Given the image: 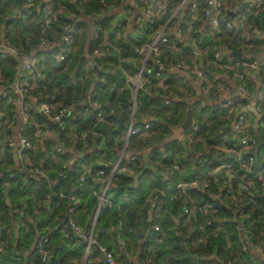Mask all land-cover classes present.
Masks as SVG:
<instances>
[{
    "label": "trees",
    "instance_id": "obj_1",
    "mask_svg": "<svg viewBox=\"0 0 264 264\" xmlns=\"http://www.w3.org/2000/svg\"><path fill=\"white\" fill-rule=\"evenodd\" d=\"M57 1L65 3L66 8L57 14V19L50 27L42 28L39 11L36 10L28 17L26 23L21 25L7 16L11 13L13 5H21L22 0H0V40L7 38L18 49L15 55L0 53V78L3 81L10 80L19 68L24 53L42 55L44 62L39 70L44 74V78L38 75L37 85L29 94L35 99V105L47 100L70 107L69 114L65 117V128L60 130L56 127V135L70 146L72 151H57L56 140L53 138H47L42 143V137L37 139L38 137L29 134L34 145L31 160L37 165L39 155L45 152V159L40 163V167L50 178H54L62 169V163L73 159L67 164V180L60 178L55 184L42 182L35 173H31L21 162H17L14 157V145L10 142L11 127L4 128L5 136H0V264H17L19 261L22 264H69L74 259L79 264L85 242L64 223L69 201L66 197H59L57 193L75 194L78 197L80 205L74 219L83 224L85 229H89L98 201L96 193L102 185L101 177H105L109 171L108 167L103 168L99 162L110 160L119 151L123 127L115 129V126L118 121L123 125L126 123L130 110V89L120 88L121 68L116 62L120 59L121 65L127 69L138 64L141 56L134 55L133 48L149 41L152 34L149 27H146L136 39H128V44L123 42L121 36L112 41L107 54L94 55L93 50L99 40H93V44L92 38L88 37L90 22L87 17L93 13H101L99 23L108 21V15L100 12L102 4L99 0ZM197 7L198 5L196 9ZM69 11L77 15L82 12L86 16L73 21ZM259 17L260 14L257 13H246L245 25L260 24ZM160 19L163 20V17L155 22L154 29ZM70 22L78 29L71 42L73 50L67 61L56 63L49 49H36L42 36L51 42L50 34L56 33L59 37L63 25ZM198 22L200 23V20ZM197 35L204 39L201 42L204 50L196 54L189 52L182 59L202 64L210 62L207 78L213 84L222 83L233 90L237 82L235 68L224 65L228 63L231 51L242 48L252 51L243 40L242 32L221 28L210 36H201L200 32H195V36ZM219 50L222 54L215 58L214 52ZM183 54L181 52V55ZM86 55H93V62H90ZM181 55L171 44H166L160 49L161 60L166 65ZM152 56L150 53L145 64L152 60ZM252 58L234 56L230 58L229 63L237 62L236 68H240L242 60ZM93 63L99 71L107 72L104 81H99ZM221 64L223 66L219 68ZM245 74L247 78L239 80L245 88L252 91L264 88V62L253 75L250 72ZM142 75L146 83L136 93L133 116L136 124L146 120L150 126L127 141L126 148L131 150L135 157L127 158V151L122 155L120 163L124 165V169L113 173V185L108 190L120 193L127 191L129 200L117 205L111 199L113 204L110 207L99 208L94 226L97 242L113 250L120 264H133V260L129 259V256L131 258L133 255H137L139 264H225L227 260L232 263L250 264V251L240 248L238 224L243 225L253 238L256 237L264 220V198H250L246 191L237 190L235 193L242 205L244 203L241 207L245 214L243 219H239L232 211L233 206L229 203L231 198L227 197L228 193L223 194L218 184V175L207 178L204 186H201L203 180L197 176L201 169L202 157L223 159V154L222 157L216 155L213 147L217 145L216 137L219 133L226 131L225 126L228 125L231 115L219 107L218 90L214 86L211 87L213 93L205 95L210 102L204 103L197 110L191 105V116L196 128L190 131L195 146L186 152L177 139L169 138L172 127L180 122L187 107V101L182 99L183 91L174 90L175 86L169 80H162V85L159 84L158 78L147 69L143 70ZM231 79L232 84H229ZM173 94H177L180 100L172 104L164 103V99ZM91 99H98L106 104L99 119L92 117L95 111L89 104ZM247 101V97L236 96L234 104L244 105ZM12 103L2 105L0 109L6 108L9 111L15 106ZM259 103L260 113L255 127L251 130L264 136V97H261ZM31 113L38 122L43 121L38 111L32 110ZM9 114L11 116V112ZM151 117L160 120H150ZM83 130L90 132L84 140H80L77 136ZM150 146L154 147L148 149ZM260 146L264 147V144ZM101 152L103 153L100 154ZM162 152L166 153L164 158L161 157ZM228 158L229 156L226 157ZM172 161L179 164V169L172 176L165 178L162 169ZM82 163L91 166V174L87 181L80 185L79 176L84 172ZM100 168H103L104 173L94 178ZM197 177L200 181L198 185L175 186L178 181H189ZM231 186L234 190L233 182ZM153 188L158 190L151 193V198L149 191ZM210 191L220 193L219 197H209ZM208 201L213 202L215 210L205 209ZM184 208L190 209L188 215L183 211ZM20 209L22 213L19 212ZM153 223L158 225L157 229L152 227ZM55 224H59L57 229L53 228ZM101 228L103 232L100 231ZM65 231H68V236H65ZM45 235L49 239V256L43 261L37 246ZM118 240L125 244L128 255L124 252L119 254L116 249Z\"/></svg>",
    "mask_w": 264,
    "mask_h": 264
},
{
    "label": "built area",
    "instance_id": "obj_2",
    "mask_svg": "<svg viewBox=\"0 0 264 264\" xmlns=\"http://www.w3.org/2000/svg\"><path fill=\"white\" fill-rule=\"evenodd\" d=\"M87 1V0H81ZM102 4L103 8L100 12H110L119 4H124L121 12L113 15L108 18L104 24L99 20H101V13H93L90 16L94 18L89 21V32L90 39L92 41L99 40V43L95 46L93 53L94 55L99 54H107L108 47L111 46L112 41L114 39H118L123 36L125 39H136L137 35H139L142 31L149 27L151 37L149 41L142 43L133 48L134 55H140L139 63L134 65V67L126 68L123 67L120 63V59L117 60L116 65L121 68V85L120 88L128 87L130 89V110L128 114V119L124 124L122 129V144L117 152L110 160L100 161L99 164L103 166V168L108 167L109 171L105 175V177H101L102 185L99 189V192L96 193L98 198L92 221L90 223L89 229H85V227L78 223L74 219V214L76 213L77 208L80 205V201L75 194H64L62 192H58L59 197H66L68 199L67 205V226L70 227V230L73 231L77 236L85 242V250L82 255V263L80 264H120L115 258V252L113 250L107 248L106 245L99 244L97 242L96 235L94 233L95 222L99 213V208L102 207H110L113 204V201L107 196L108 188L113 185L112 177L113 173L116 170L124 169V165H121L120 160L122 155L127 151L126 157L131 159L134 158L135 155L131 153V150L128 151L127 141L131 136H135L139 134L142 129L148 128L150 126L149 122L144 120L141 124H136L133 116V108L135 104L136 93L140 87V84L146 83V79L143 77L142 72L145 67V61L150 53L153 54L152 62L155 65V69L153 71L154 75L158 78V83L161 84L163 77L162 71L167 67L165 63L161 60L160 57V49L162 46L166 44H171V46L175 47L176 51L177 46L176 42L181 40L184 34V31L180 30L178 26L174 27V35L172 38L169 36V23L172 15L180 8H184L189 6L191 9L195 7V0H179L172 9V13L170 15H166L165 19L161 20L157 27L154 29L153 25L155 22L163 17L166 12V6L170 2V0H165L160 2L159 0H113L111 2H106L105 0H99ZM115 2V3H114ZM135 3V5H133ZM264 4V0H250L245 3L241 8H238L234 12V17H230L229 14L224 13L222 8L221 0H204L203 5V15L206 18L208 28L211 34L218 32L221 28H227L231 31L240 32L245 27L246 22V13L254 12L259 9ZM131 6L133 7L131 9ZM66 8L65 3H60L57 0H22L21 5H13L11 8V13L7 16L17 23L23 25L26 23L28 17L32 16L33 13L37 10L39 11V21L40 26L42 28L50 27V25L57 19V14L63 11ZM68 14L71 16L73 21H76L81 18H85V14L81 12V14L77 15L76 13L69 11ZM89 16V17H90ZM194 18V14L191 13L189 16V21L192 23ZM215 21V22H214ZM77 29L74 23H67L62 27V33L58 37L56 33L50 34L51 42L48 41V38L41 37L39 41V45L37 46V50L41 48H46L51 51L53 54V59L56 63H61L62 61H67V57L70 52L73 50L71 47V42L76 35ZM82 30V29H81ZM195 31V30H194ZM93 41V44H94ZM0 43L4 44V47H0L1 55L5 53H12L8 51V46L11 45L16 48V46L7 38L1 39ZM175 44V45H174ZM56 47L55 51H52V48ZM17 49V48H16ZM18 51V49H17ZM226 53V51H224ZM222 52L215 51V58H219ZM59 57V59H58ZM28 62L25 63V56H22V62L17 69V71L12 75L10 80L4 81L0 78V107L2 105H7L10 102H14V108H10L9 112L13 114L16 106L18 107L19 113L23 120V126L19 128L17 133L18 144L13 148L14 157L17 161L21 162L23 166L28 168L31 173H35L39 180L42 182H48L55 184L60 178H63L67 173L66 168L69 162L62 163V169H60L54 178H50L48 174L44 171L42 167H40V163L44 161L45 154L41 153L39 155L38 164H33L31 160V151L33 149V141L31 136L25 131H30V134L34 137H40L46 133L44 128H41L36 119L30 114L26 108V98L25 96L29 94V91L36 87L37 85V77L41 75V78H44V74L40 73V66L42 62H44V57L42 55H38L35 53H31L27 57ZM264 62V56L262 58H252L250 60H242L240 62L241 67L236 68L237 62L230 63L226 67L235 68L234 75L236 76V84L233 88H228L226 85L222 83H214L207 78V67L210 65V62L198 63L197 61L186 62L182 59V57H176L175 60L171 63L172 67L181 69L188 74L192 75L195 78L198 87L204 93V95L212 94L213 92L210 90L211 87L214 86L218 90V100L219 107L226 111L227 114L231 115V119L228 123L226 131H222L216 137V146H215V154L223 153V159H219L215 157L213 159H209L207 157H202L200 159L201 169L197 176L201 178L202 184L204 186L206 184V179L211 176L218 175L219 186L223 190V194L227 197H230L229 203L232 204V211L238 215L239 219L244 218L245 214H243L242 203L239 201V197L237 190L246 191V195L250 198H255L256 196H261L264 198V147L258 146L256 144L255 139L253 138V127H255L256 120L259 116V107L261 101V97H264V88H258L252 91V96L254 99L253 110L249 112L248 105H238L235 106L234 100L235 97H247L249 98L250 90L245 88L242 83L239 81L240 79H246L247 76L245 74L248 72L254 73L260 64ZM215 63V61H212ZM94 64V63H93ZM127 73V75H125ZM99 81H104L107 77V72L100 71L99 72ZM131 79L136 80V84H132ZM162 85V84H161ZM180 97L177 94H173L164 99V103L172 104L173 102L179 101ZM91 108L95 111L96 119L102 117L103 111L106 107L105 102L98 99H91L89 102ZM95 104H99V107H94ZM38 111L44 113L47 117H49L55 124L56 127L60 130L65 128V117L67 112L69 111L68 105H61L57 102L52 101H41L36 104ZM204 103H201L203 106ZM47 108V111L44 108ZM67 109V111H65ZM252 114L256 117L253 120ZM59 116L57 120L56 117ZM14 118L12 115H8V110L0 109V136L4 138L5 132L4 128L9 127L11 123V119ZM195 129L196 125H192ZM89 130H83L77 136L80 140H84ZM94 132V131H92ZM96 133V132H95ZM261 136V135H260ZM264 138V136H261ZM13 140L11 139V144L13 145ZM229 143V144H228ZM100 148V147H98ZM56 150L59 151L61 148L56 146ZM100 151V149H99ZM101 152L100 154H102ZM166 153L162 152L161 157H165ZM229 156L228 159L226 157ZM235 166V167H234ZM103 168L99 169V173L94 176V178L100 177L104 173ZM84 172L79 176V184L82 185L87 181V177L91 174V166L88 164H84L82 166ZM179 169V164L176 161H172L169 165H167L164 169H162L163 177L167 178L173 175V173ZM231 182L235 184V189L232 190ZM200 181L197 178L189 179V181H178L176 182V187H184V186H195L198 185ZM154 190H158L153 188L149 196L152 198L153 194H151ZM209 197L216 198L219 197L218 192L210 191ZM121 200L128 201L129 194L127 191H123L121 193ZM147 198V197H146ZM254 201V200H251ZM59 201H56L58 203ZM242 206V207H241ZM118 207V206H117ZM205 209L207 211L215 210L213 202L208 201L205 204ZM183 211L186 215L190 213V209L184 208ZM22 213V210H19ZM118 225V223H117ZM240 231V248L241 250H249L251 253L250 264H264V220L262 225L259 228L258 235L256 237H252L245 230L243 225L238 224ZM152 227L154 229L158 228L156 223H153ZM57 229L56 225L53 227ZM103 232V229H100ZM68 231H65V236H68ZM48 237L45 235L42 239L39 240L37 250L43 261L47 260L49 256L48 246ZM97 245V250L99 251L101 258L96 260L92 258L91 251L93 249V245ZM125 244L118 240L116 243V249L121 255V253L129 252L125 250ZM129 259L131 260L130 256ZM17 264H22L17 262ZM225 264H239L232 263L229 260L225 261Z\"/></svg>",
    "mask_w": 264,
    "mask_h": 264
},
{
    "label": "crops",
    "instance_id": "obj_3",
    "mask_svg": "<svg viewBox=\"0 0 264 264\" xmlns=\"http://www.w3.org/2000/svg\"><path fill=\"white\" fill-rule=\"evenodd\" d=\"M159 1L163 2L165 0H159ZM178 1L179 0H170V2L166 6V12H165V15L163 16V19H165L166 15L168 16L172 13V9ZM221 1H222V8H223L224 13H227L228 11H230L232 13V15H230L231 13L230 14L227 13V14H229L230 17H234V12L238 8H241L243 5H245V3L249 2L250 0H221ZM195 2H196V5L192 9L189 6L178 9L172 15V17L170 19V23H169V25H170L169 36L170 37L175 36L174 35V33H175L174 27H176V26H178L180 28V30L184 31V34L182 35L183 38L176 42L177 50H179L178 52L180 53V55H181V52L184 53L183 55L179 56L182 58L184 56H187V54H189V52L196 54L197 52L204 50L203 47H201L202 46L201 42H203L204 39H201V37L199 38L198 35L195 36V32H197V33L200 32L201 36L212 35L209 28H208L206 18L202 17L201 8L199 6L201 0H195ZM133 5H135V3H133ZM197 5H198V7H197L198 9H196ZM123 7H124V4H119L115 8H113V10H111L110 12H106V14L110 18V16L112 17L113 15H116L117 13L121 12V9H123ZM135 7H136V5H135ZM132 8L133 7L131 6V9ZM191 13L194 14V18L192 20V23H190V21H189V16L191 15ZM253 13H257L258 15L260 14V17H259L260 18V24L257 23V25H253V26L247 25L245 27L246 30L244 31V33L242 32L243 30L240 31V33L242 32V34H243L242 35L243 40L248 43L247 46H250L252 51H247L244 48H242V50H237V51H241V53H242L241 56L262 58V56H264V4L259 9L254 11ZM198 20H200V23L198 22ZM248 22H250V21L248 20ZM88 37H90L89 30H88ZM121 38H122L123 42L128 44V39H125L123 37H121ZM86 56H88V55H86ZM234 56L235 55H233L231 53V56L229 57V59H227L228 63L225 64L224 66L229 65L230 64L229 63L230 58H232ZM87 58L90 62H93V59H94L93 55L92 56L89 55ZM171 65L172 64H168L167 67L161 72L162 77L164 80H166V81L169 80V82L171 84H174V86H175L174 90L178 89V90L183 91L184 96L182 99H185V101H187V105L190 104V106L192 105V108L194 110H197L199 107H201V103L210 102V100L207 99V96H205L204 93L201 91V89L198 87V84L196 83L195 78L192 75L188 74L187 72H185L181 69L174 68ZM222 66H223V64H221L219 66V68H222ZM152 67H153V62L150 59L149 62L145 64L144 69H147L149 73H153V71H151ZM250 74L253 75L252 72H250ZM229 84H232V79L229 80ZM249 95H251V96L248 98V101L246 104L248 105V108H251L254 105L252 90H250ZM25 98H26V102H27L26 108H27L28 112L30 114H32L31 113L32 110L38 111L37 105H35V103H34L35 99L33 97H31V94H27L25 96ZM12 104L15 105L14 102ZM246 104H244V105H246ZM12 107H14V106H12ZM30 109H31V111H30ZM185 110L186 109H184V113L182 115V118L184 117ZM252 110H253V107L251 109H249V112H251ZM38 113L40 114V111H38ZM8 115H10L9 111H8ZM11 115L14 117L11 119V123H10L11 131H12V140H13L12 142H13L14 147H16L18 144L17 133L19 131V128L23 126V120H22V117L19 113L17 106H16V109H14L13 114L11 113ZM40 116L42 117L43 121H41V122H38L37 120L36 121L39 123L41 128L45 129L46 133L44 135L40 136L42 138H40V137H38V138L36 137V138L37 139L40 138V141L42 143H44L45 140H47V138H53L54 140H56V137H57V135H56V124L49 117L45 118L41 114H40ZM252 117L254 120V118L256 116L254 114H252ZM182 118H181V120H182ZM191 119H192V116H191ZM192 121H193V119H192ZM192 125H195V123L193 122ZM192 125H188L180 134V140H183L184 143L187 145L188 151H190L192 149L191 147L193 145L195 146V143H193L194 140L191 139L192 133L190 130L194 129L192 127ZM23 132H27L28 134H30V131H25L24 129H23ZM180 140H178V141L180 142ZM61 142L63 143L64 147L59 146L56 142L55 148H56V146H59L61 148V150L65 149L67 151L68 150L72 151V148L70 146H67L62 140H61ZM151 147L153 148L154 146H150L148 149H150ZM204 147H205V145H204ZM213 148L215 149V147H213ZM188 151H186V152H188ZM43 153L46 155L45 152H43ZM196 153L197 152H195L194 155H196ZM222 154L223 153L220 152L217 155L222 157ZM72 160L73 159L71 158L69 163H71ZM17 162L19 163V161H17ZM84 164L85 163H82V166ZM150 191H149V193H150ZM107 196L110 197V199H112L117 205L118 204L122 205L124 202L123 200H121V197H120L121 193L118 191L109 189ZM66 222H64V223H66ZM56 225L59 227V224H55L53 227H55ZM84 250H85V246H84ZM83 253H84V251L82 252L81 257H80L81 263H82ZM91 256H92V258H94L96 260H99L101 258V255H100L99 251L97 250L96 244L93 245V249L91 251ZM131 259L133 260V264H139L137 261V255H133L131 257ZM80 262H79V264H80ZM69 264H77L76 259H74Z\"/></svg>",
    "mask_w": 264,
    "mask_h": 264
},
{
    "label": "water",
    "instance_id": "obj_4",
    "mask_svg": "<svg viewBox=\"0 0 264 264\" xmlns=\"http://www.w3.org/2000/svg\"><path fill=\"white\" fill-rule=\"evenodd\" d=\"M203 1H204V0H201L200 5H199L200 8H201L202 17H204V15H203V4H204V2H203ZM227 13L230 14L231 12L228 11ZM230 15H232V13H231ZM93 18H94L93 16L87 17V19H88L89 21H91ZM55 49H56V47H53V48H52V51H55ZM231 53H232L233 55H235V56H241V55H242L241 51H232ZM93 67L96 69V75L98 76V75H99V72H100V71H99V68H98L95 64H93ZM154 69H155V65H153L151 71H154ZM40 114L43 115V117L47 118V116H46L44 113H42L41 111H40ZM67 114H69V112H67ZM150 120H160V119H156L155 117H151ZM137 121H139V118H137ZM192 124H193V121H192V119H191V106H190V104H188V105H187V108H186V110H185L184 117L182 118V120L180 121V123H179L178 125L172 127L169 138H170V139H177V140H180V134H181V132H182V131H183L188 125H192ZM122 127H124V125L121 123V121H118L117 125L115 126V129H119V128H122ZM253 138L255 139L256 144H257L258 146L264 144V138H262L258 133H253ZM56 142H57V144H58L59 146L64 147L63 143L61 142V140H60L58 137H56ZM180 143H181V144L183 145V147L185 148V151H188L187 145L184 143V141H183V140H180ZM68 151H70V150H68ZM68 175H69V173H66L65 176L63 177V179L67 180ZM42 185H44V184L42 183ZM120 188H121V187H120ZM67 219H68V216L65 215V216H64V222H66ZM15 225H16V224H14V226H15ZM68 228H69V230H70V227H69V226H68ZM184 238H185V237H184Z\"/></svg>",
    "mask_w": 264,
    "mask_h": 264
},
{
    "label": "clouds",
    "instance_id": "obj_5",
    "mask_svg": "<svg viewBox=\"0 0 264 264\" xmlns=\"http://www.w3.org/2000/svg\"><path fill=\"white\" fill-rule=\"evenodd\" d=\"M4 46H5L4 44L0 43V47H4ZM8 51L13 52L14 55L17 54V49L15 47L11 46V45L8 46ZM28 55H30V53H24L25 63L28 62V60H27ZM58 59H59V57H58ZM125 75H127V73H125ZM130 82L132 84H136V80L135 79H131ZM139 86L140 87H143V84H140ZM94 107H99V104H95ZM44 110L47 111V108L45 107ZM65 111H67V109H65ZM134 111H135V109H134ZM56 119L58 120L59 119V116H57Z\"/></svg>",
    "mask_w": 264,
    "mask_h": 264
},
{
    "label": "rangeland",
    "instance_id": "obj_6",
    "mask_svg": "<svg viewBox=\"0 0 264 264\" xmlns=\"http://www.w3.org/2000/svg\"><path fill=\"white\" fill-rule=\"evenodd\" d=\"M245 26H247V25H245ZM242 30L245 31V30H246L245 27H244ZM242 30H241V31H242ZM243 31H242V32H243ZM141 57H142V56H141ZM139 58H140V57H139Z\"/></svg>",
    "mask_w": 264,
    "mask_h": 264
}]
</instances>
